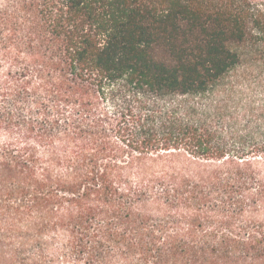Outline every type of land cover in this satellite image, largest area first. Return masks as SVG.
Returning <instances> with one entry per match:
<instances>
[{"label": "trees", "instance_id": "16d2710c", "mask_svg": "<svg viewBox=\"0 0 264 264\" xmlns=\"http://www.w3.org/2000/svg\"><path fill=\"white\" fill-rule=\"evenodd\" d=\"M247 46L264 96L260 0H0V264H264Z\"/></svg>", "mask_w": 264, "mask_h": 264}, {"label": "rangeland", "instance_id": "374dc122", "mask_svg": "<svg viewBox=\"0 0 264 264\" xmlns=\"http://www.w3.org/2000/svg\"><path fill=\"white\" fill-rule=\"evenodd\" d=\"M264 3V0H260ZM239 51L242 54L239 65L234 68L222 81L219 87L211 95L207 97L212 102L221 101L226 106V123H221L216 120L213 121L214 126H220L222 132L228 134V126L236 124L239 128L243 126V117L241 114V105L243 102L254 100L259 103L264 98L263 94H255L253 91L247 88H243L242 85L250 88L257 79L258 70H260V64L253 54V48L251 46L240 48ZM264 61V58L263 60ZM258 70H257V69ZM261 72L264 75V63L261 66ZM264 79V76H263ZM264 92V90L262 91ZM230 94V96L228 94ZM106 107L111 109V103H106ZM235 122L233 124V122ZM231 144H234L233 138L230 136L227 138ZM177 165L182 166L184 162L176 160Z\"/></svg>", "mask_w": 264, "mask_h": 264}]
</instances>
